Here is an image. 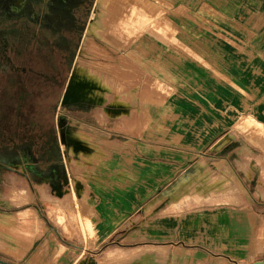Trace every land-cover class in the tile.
Returning <instances> with one entry per match:
<instances>
[{"label":"rangeland","instance_id":"374dc122","mask_svg":"<svg viewBox=\"0 0 264 264\" xmlns=\"http://www.w3.org/2000/svg\"><path fill=\"white\" fill-rule=\"evenodd\" d=\"M18 2L0 0V18L15 14ZM174 2L165 3L170 8L182 7V12L166 16L162 0H91L58 94L45 89L39 102L26 99V109L21 112L11 102L13 122L22 125L23 139L30 138L32 129L41 133L45 126L51 132L56 105L72 68L97 62L94 50L110 48L105 41L118 46H137L140 40L154 46L153 41L165 37L183 41L184 65L170 57L175 69L169 87L161 80L154 84L141 80L136 88L135 83L115 84L107 78L108 103L116 98L127 102L132 94L136 96L134 102L141 110L140 138L150 140L155 149L145 155L151 165L143 166L144 192L129 195L131 206L123 210V221L114 220L113 228L97 230L99 239L106 233L110 236L98 244L80 245L73 264H264V25H257L264 19L254 21L248 12L207 13L203 0ZM141 9L149 17H134ZM228 17L243 18V25L219 26ZM10 18L15 28L14 17ZM118 20L123 26L120 30L128 32L113 39L109 26ZM136 20L140 25L135 30L147 25L146 32L131 31ZM174 22L181 28L164 30L165 24ZM2 30L0 25V48ZM241 45L245 57L240 62ZM122 57L127 66L138 67L143 78L151 77L145 58ZM228 80L233 81L234 89L227 85ZM4 87L0 81V91ZM20 88L10 95H25ZM153 91L157 98L171 95L172 103L187 115L169 114L159 104L147 103V95ZM32 140L35 150L43 148ZM33 148L31 153L37 157ZM24 154L20 151L11 160L0 162L4 165L0 175ZM119 197L113 196L114 206L128 204ZM77 215L78 222L84 221L86 226L82 232L96 235L88 220Z\"/></svg>","mask_w":264,"mask_h":264},{"label":"crops","instance_id":"0c3cea01","mask_svg":"<svg viewBox=\"0 0 264 264\" xmlns=\"http://www.w3.org/2000/svg\"><path fill=\"white\" fill-rule=\"evenodd\" d=\"M162 1V12L166 16L183 10L182 7L170 8L165 3L172 0ZM173 1L175 5L181 3V0ZM200 1L196 0V3ZM203 1L207 13L242 12L245 15L248 12L255 17L254 21L264 19V0ZM136 16L149 17L143 9ZM235 19L228 17L219 26L243 25V18ZM139 23L136 20L133 28ZM257 25L263 26L264 21ZM164 26V30L181 28L176 22ZM122 27L121 20L111 23L109 32L113 39L115 35L124 37L128 32L120 30ZM147 28L142 25L131 31L144 33ZM102 41L105 40L102 38ZM105 42L110 48L94 50L97 62L72 68L65 93L56 105V156L48 162L25 151L23 158L7 165V173L0 175V263L73 264L80 245L98 244L110 236L106 233L99 239L97 230L113 228L114 220L116 223L123 221V210L127 211L131 206L129 195L144 192L143 166L151 165L145 155L155 147L150 140L140 138L142 127L138 118L141 110L134 102L136 96L132 94L127 102L116 98L108 103L110 86L107 78L115 84L120 81L124 85L135 83L136 88L141 80H149L150 84L161 80L169 87L175 69L170 66V57H176L184 65L183 41L165 37L153 41L154 46H147L141 40L137 46ZM243 48L241 45L240 62L245 57ZM122 55L135 60L145 58L144 65L151 77L143 78L138 67L127 66ZM70 84L78 87L73 93H70ZM227 85L234 89L232 80H228ZM156 95L154 91L149 93L147 103L153 107L159 104L169 114L187 115L180 105L172 103L171 95L163 94L159 98ZM1 166L4 165L0 163V170ZM58 185L60 189L56 191ZM113 196H120L121 201L128 204L114 206ZM119 212L122 214L120 219L117 217ZM77 214L82 220H88L96 235L89 237L88 233L82 232L86 226L84 221L78 222Z\"/></svg>","mask_w":264,"mask_h":264},{"label":"flooded vegetation","instance_id":"af4514ba","mask_svg":"<svg viewBox=\"0 0 264 264\" xmlns=\"http://www.w3.org/2000/svg\"><path fill=\"white\" fill-rule=\"evenodd\" d=\"M90 1L20 0L16 13L6 15L9 19L14 17L15 28L10 25L11 20L0 18L4 34L0 48V81H4L5 86L0 91V162L11 160L12 155L20 151L32 154L33 142L23 139L22 125L13 122L11 102H15L21 112L26 109V99H35L37 94L42 99L45 89L52 95L58 94ZM20 87L26 91L25 95H10L14 90L19 92Z\"/></svg>","mask_w":264,"mask_h":264},{"label":"trees","instance_id":"16d2710c","mask_svg":"<svg viewBox=\"0 0 264 264\" xmlns=\"http://www.w3.org/2000/svg\"><path fill=\"white\" fill-rule=\"evenodd\" d=\"M76 45H77V43H76ZM39 98L41 99L40 95L37 94L35 97V99H37V102H39V100H40ZM54 108H55V106H54ZM53 111H54V109L52 110V112ZM34 121L37 124L39 122V119L35 118ZM44 125H46V124H44ZM51 129H52L51 132L46 131L47 129L44 126L43 132L36 133L32 129V130H30V132L28 134L30 136V138H28L29 140L33 139L34 141H38L40 143L39 146L43 145V148H39L38 150H35L36 147L33 148L35 156H37L41 159L47 160L48 162H49V160H52L58 152L57 151V144H56V136H55V132H54V129H55L54 126H51L50 130Z\"/></svg>","mask_w":264,"mask_h":264},{"label":"bare ground","instance_id":"6f19581e","mask_svg":"<svg viewBox=\"0 0 264 264\" xmlns=\"http://www.w3.org/2000/svg\"><path fill=\"white\" fill-rule=\"evenodd\" d=\"M70 93H73V92H75L76 91V89L78 88L77 86H74L73 84H70ZM69 90L67 91L68 93H69ZM75 95V94H74ZM141 175H142V173H141ZM122 199V198H121ZM205 243V242H204Z\"/></svg>","mask_w":264,"mask_h":264},{"label":"water","instance_id":"95a60500","mask_svg":"<svg viewBox=\"0 0 264 264\" xmlns=\"http://www.w3.org/2000/svg\"><path fill=\"white\" fill-rule=\"evenodd\" d=\"M55 189L56 191H58L60 189V185H58Z\"/></svg>","mask_w":264,"mask_h":264}]
</instances>
